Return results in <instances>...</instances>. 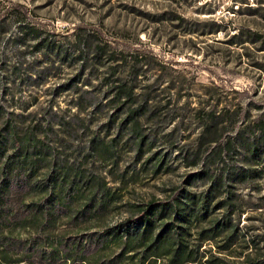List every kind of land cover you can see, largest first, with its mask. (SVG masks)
Listing matches in <instances>:
<instances>
[{
    "label": "rangeland",
    "instance_id": "rangeland-1",
    "mask_svg": "<svg viewBox=\"0 0 264 264\" xmlns=\"http://www.w3.org/2000/svg\"><path fill=\"white\" fill-rule=\"evenodd\" d=\"M171 13L181 14L184 20L170 19ZM214 22L221 27L210 32ZM83 48L88 54L80 90L56 93L60 82L80 71L86 59L79 55ZM103 48L105 53H98ZM115 63L123 79L137 73V91L148 94L158 109L157 116L142 119L178 167L152 175L136 162L127 135L118 134L116 127L102 130V135L107 140L118 138L117 164L102 153L91 158L92 164L107 176L112 188L124 194V200L163 197L165 187L179 182L187 170L177 158L178 149L165 139L194 145L204 131L199 109L214 108L217 113L237 109L240 125L264 118V0H0V103L16 111H41L52 104L67 117L80 115L89 130L78 129L75 140L61 131L74 145H86L91 130L101 127L110 111L108 105L82 108L78 95L93 92L97 99L105 97L106 83L112 79L110 66ZM43 69L48 70L47 77L32 82L28 73L37 78ZM239 191L246 207L242 233L251 243L240 248L256 257L264 252V173L241 184ZM127 213L122 208L107 218L114 222ZM96 224L93 219L77 226L63 219L56 227L20 226L12 239L40 237L43 250L54 253L61 239L87 238L101 228ZM8 252L12 261L0 250V264H47L25 248L13 246ZM58 264L74 263L62 258Z\"/></svg>",
    "mask_w": 264,
    "mask_h": 264
},
{
    "label": "trees",
    "instance_id": "trees-1",
    "mask_svg": "<svg viewBox=\"0 0 264 264\" xmlns=\"http://www.w3.org/2000/svg\"><path fill=\"white\" fill-rule=\"evenodd\" d=\"M169 18L184 20L178 13ZM214 23L210 32L221 27L220 22ZM29 28L37 31L35 26ZM86 50L81 49L79 55L86 57ZM64 54L68 56V50ZM83 62L79 72L57 85L56 93L80 90L87 57ZM110 68L112 79L106 83L105 97L97 99L91 92L77 98L82 108L110 106L107 120L91 130L86 145H74L61 134L64 130L75 140L78 129H90L78 114L67 117L52 104L41 111H16L0 103L2 256L12 261L8 250L16 246L47 264H58L62 258L74 264H264L263 251L255 257L240 248L251 243L242 233L246 207L239 191L241 184L264 173V118L240 125L237 109L225 108L223 113L199 109L204 131L194 145L165 139L178 149L177 158L187 167L179 182L167 185L163 197L124 200V194L112 188L91 161L102 153L117 164L118 138L107 140L102 130L116 127L118 134H126L136 162L152 175L176 170L178 162L172 163L170 155L161 150L142 119L157 116L158 109L148 94L137 91V73L123 79L117 75V63ZM47 71H39L37 78L33 73L28 76L32 82H42ZM232 129H237L235 134H230ZM122 208L128 212L125 217L114 222L107 218ZM63 219L77 226L94 219L101 228L81 240L61 239L54 253L43 250L40 237L12 239L16 227H56ZM251 242L261 252L259 241L253 238ZM108 247L111 250L105 251Z\"/></svg>",
    "mask_w": 264,
    "mask_h": 264
}]
</instances>
